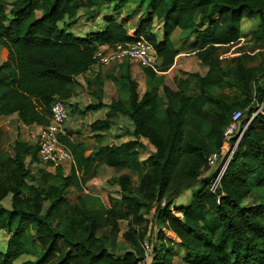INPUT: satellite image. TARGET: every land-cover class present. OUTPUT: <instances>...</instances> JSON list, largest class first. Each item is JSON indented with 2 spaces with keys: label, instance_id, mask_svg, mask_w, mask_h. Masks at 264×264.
<instances>
[{
  "label": "trees",
  "instance_id": "1",
  "mask_svg": "<svg viewBox=\"0 0 264 264\" xmlns=\"http://www.w3.org/2000/svg\"><path fill=\"white\" fill-rule=\"evenodd\" d=\"M96 3L97 0H0V54L4 55L0 64V120L16 113L24 125L48 124L54 99L67 105L74 94L76 76L91 68L95 63L93 55L102 45L112 48L143 37L156 50L159 71L166 72L179 52L171 40L176 28L184 33V41L195 38L194 47L203 43L196 38L202 34L211 44H229L240 37L242 18L254 16L260 23L250 36L264 44V0H139L137 8L148 17L141 19L134 34L125 27L130 16L127 13L120 19L106 15L101 29L75 35L63 20H74L79 10L91 9ZM215 13L216 19H211ZM152 16L163 23L161 39L149 30ZM208 64L203 76L181 72L194 77L192 86L188 77L175 75L177 91L167 94V103L162 107L157 88L139 96L129 62L118 63L120 84L129 92V104L106 105L129 117L132 139L88 152L87 134L99 138L101 131L112 124L107 118L86 123L79 140L66 132L60 141L71 151L74 164L66 176L59 171L63 166L54 168L61 178L56 184L48 183L52 174L44 168L42 187L31 186L30 195L24 196L25 179L32 175L23 155L18 151L12 158L3 157L0 152V200L11 193L8 208L0 201V229L8 234L5 249H0V264H15L25 254L34 259L19 264H137L144 257L142 242L151 247V264H167L171 255L169 247L164 248L163 230L179 239V243L175 242L185 251L182 260L186 264H264V199L242 203L252 189L264 191V82L258 81L239 58L232 67L231 80L224 78L221 68L209 61ZM143 69L151 78L156 75L154 68ZM212 87L231 95L228 99L214 96L210 93ZM100 100L85 111L100 108ZM258 108L215 192L209 191L208 185L216 169L202 179L189 205L173 206V200L209 169L207 158L219 149L232 112L242 110L246 120ZM144 138L155 149L141 160L139 152L146 148ZM35 154L38 159L36 143L32 158ZM102 162L128 168L138 175L139 185L128 188V178L120 176L128 195L110 207L85 193L75 203L66 201L64 188L95 177ZM44 199L48 205L42 212L40 200ZM64 205L70 210L75 208L82 217L74 213L70 217L62 215L59 211ZM152 207L156 209L153 218L143 217L140 210ZM172 211L182 213V217ZM122 219L128 222L123 236L131 248L117 259L95 234L111 226L116 235L117 221ZM154 219L165 228L158 230L155 242Z\"/></svg>",
  "mask_w": 264,
  "mask_h": 264
},
{
  "label": "rangeland",
  "instance_id": "2",
  "mask_svg": "<svg viewBox=\"0 0 264 264\" xmlns=\"http://www.w3.org/2000/svg\"><path fill=\"white\" fill-rule=\"evenodd\" d=\"M139 0H97L96 5L91 9H81L78 11L74 20L67 19L63 20L64 23H69L70 30L75 35H85L90 31L101 29L104 26V17L106 15H113L117 19L124 17L129 13V20L125 27L129 34H134L136 29L139 27L140 21L143 18L148 17L141 8H137ZM152 22L149 30L156 36L157 39H161L163 36V23L160 19L152 16ZM217 14H212L211 19H216ZM241 34L240 37L229 44L214 45L208 42L207 36L202 34L196 36L197 41H202L201 46L194 47L192 41L194 37H190L185 41L182 39L184 33L176 28L172 35L171 40L174 46L179 49L178 55L175 60V65L166 72L159 71L157 65L154 67L156 75L154 78L149 77L144 72V69L138 66L136 63H129V69L131 77L136 81L138 95L141 96L145 91L151 90L152 87H156L159 93L158 102L162 107L167 103V94L175 93L176 85L173 80L175 75L182 77H188V74H182L185 71L187 73H196L199 75H205L211 62L214 66L223 70L224 78L232 79V67L237 63L238 58L241 59V64L248 69L252 74L257 75L258 81L264 82V44L255 41L251 36V31L255 30L259 26V18L257 16L242 18ZM63 22H60V25ZM206 52V56H205ZM4 61V55L0 54V64ZM118 64L92 65L91 68L76 76L77 82L74 88L73 96L66 101L69 118L66 123V132L69 133L73 140H79V133L84 129L86 123H90L98 118H107L112 121L110 128L101 131L99 138H91L87 134L85 138V144L88 151L97 150L99 147L119 145L124 141L132 139L133 123L126 115L121 114L117 110L109 108L106 104L111 102H119L122 105L129 104V92L124 89L120 84L121 76L119 72ZM124 72V69L122 73ZM189 78V85L192 86L194 77ZM252 83V82H251ZM166 89L170 92L165 91ZM210 93L214 96L228 99V95L231 94L221 91L220 88L212 87ZM228 97V98H227ZM101 98V102L105 106L100 108L86 110L88 105L96 104ZM84 110V114L82 111ZM36 125H24L22 124L16 113L4 117L0 120V152L3 157H13L18 151L19 155H23L25 167L31 172L32 177L26 178L25 182L27 187L24 188L23 195H30L31 186H40L42 183V171L44 168L51 171V176L48 177V183L56 184L61 181V176L70 174L71 168L66 163L61 167L60 174H55L56 170L52 166H48L36 158H32L33 147L35 146V134ZM209 132V124L206 125L205 133ZM145 142V138L142 139ZM146 148L139 152V159H146L149 154L154 151V147L151 143H145ZM26 148L25 151L24 149ZM30 149V150H29ZM240 161L238 159L233 163L232 167ZM244 165V164H242ZM217 163L211 166L206 171L202 172L199 180L194 183L188 189L182 191V193L173 200V206L177 205H189L192 201L194 194L202 186V179L209 175L212 171L217 169ZM117 166H110L105 163H100L98 166V173L95 177L82 184L70 183L63 190V196L66 197V201L69 203H75L79 195L83 193L98 197L101 202L110 207L112 203H119L121 199L128 195L127 190L122 186L119 181L120 176L128 178L129 186L136 187L139 185V177L136 173L131 172L128 168H116ZM124 195V196H123ZM264 199V191L252 189L244 199L243 204H253ZM2 205L9 207L11 202V193L7 194L3 199L0 200ZM42 204V212L48 205V200H40ZM81 206V203L77 204ZM172 206V207H173ZM79 208V207H78ZM89 208V207H88ZM85 212H87L86 205L83 206ZM69 209L67 206L59 211L62 215H68L74 213L76 217H82V214ZM155 207L145 211L143 208L140 213L143 217L153 218L155 214ZM177 217H182V213L172 211ZM153 241H156V233L159 229H165L162 224H159L157 220H153ZM127 220H118L117 226L119 232L113 235L111 226H105L99 229L95 236L98 241H102L108 248L111 249L114 257L122 259L125 253L131 248L128 241L125 240L123 233L127 230ZM165 234L164 248H168L170 251V258L167 264H186L182 260V255L185 251L182 247L177 244L179 239L171 231L163 230ZM8 234L5 229H0V249H5L6 240ZM172 238V240L169 239ZM170 240V241H169ZM177 243H176V242ZM144 243V242H142ZM141 243V245H142ZM159 243V242H158ZM168 257V252H165ZM34 259L31 254H25L20 256L15 264H19L22 261Z\"/></svg>",
  "mask_w": 264,
  "mask_h": 264
},
{
  "label": "built area",
  "instance_id": "3",
  "mask_svg": "<svg viewBox=\"0 0 264 264\" xmlns=\"http://www.w3.org/2000/svg\"><path fill=\"white\" fill-rule=\"evenodd\" d=\"M93 58L95 60L93 65L118 64L128 61L129 63L134 62L142 68H154L159 61L153 45L143 37L132 42L115 45L112 48L106 45L99 46ZM258 110L259 108L252 112V115L246 120L242 110L232 112L219 149L212 152L207 158L208 168L217 163L216 175L208 185L209 191L215 192L220 185L221 178L228 164L234 158L249 122ZM68 118L66 104L55 98L50 107L49 123L36 125L35 143L37 144L38 159L53 168L64 166L66 163L69 164V167L74 164L71 151L60 141V136L66 133ZM142 250L144 257L137 264H151L152 251L147 242L142 243Z\"/></svg>",
  "mask_w": 264,
  "mask_h": 264
},
{
  "label": "crops",
  "instance_id": "4",
  "mask_svg": "<svg viewBox=\"0 0 264 264\" xmlns=\"http://www.w3.org/2000/svg\"><path fill=\"white\" fill-rule=\"evenodd\" d=\"M175 47H176V46H175ZM176 48H177V47H176ZM177 49H178V48H177ZM177 55H178V54H177ZM177 55H176V57H177ZM176 57H175V60H176ZM174 65H175V62H174V64H173V66H174ZM173 66H172V67H173ZM170 69H171V68H170ZM170 69H169V70H170ZM35 127H36V126H35ZM66 127H67V126H66ZM88 152H90V151H88Z\"/></svg>",
  "mask_w": 264,
  "mask_h": 264
}]
</instances>
